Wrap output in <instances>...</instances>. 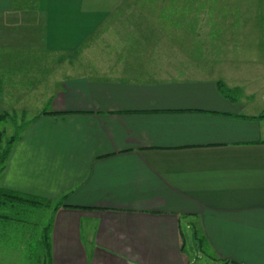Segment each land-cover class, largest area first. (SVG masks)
Segmentation results:
<instances>
[{"label": "crops", "instance_id": "crops-1", "mask_svg": "<svg viewBox=\"0 0 264 264\" xmlns=\"http://www.w3.org/2000/svg\"><path fill=\"white\" fill-rule=\"evenodd\" d=\"M262 113L264 0H0V188L60 203L51 264H264Z\"/></svg>", "mask_w": 264, "mask_h": 264}, {"label": "trees", "instance_id": "trees-1", "mask_svg": "<svg viewBox=\"0 0 264 264\" xmlns=\"http://www.w3.org/2000/svg\"><path fill=\"white\" fill-rule=\"evenodd\" d=\"M217 86L221 93L228 98L236 100L241 93L240 88L228 87L221 79L217 81ZM6 117V114L0 115V120ZM258 117H264V113ZM19 134L10 138L6 144V147L0 152V164L5 162L13 142L18 138ZM3 138V132L0 131V143ZM60 203H55L51 200L24 194L21 192L0 188V231L3 234L4 231L7 234L11 233V230H15L17 234H21L18 237V242L15 241L17 249H24L25 235L30 233L32 236V230L34 228V222L29 221L28 218L37 215L38 207H48L56 210L59 208ZM39 214V213H38ZM16 221V222H15ZM22 223V224H21ZM28 224V225H27ZM52 220L43 228L41 233V240L39 241L38 250L35 249L37 254L38 264H51V244H50V232H51ZM29 230V231H28ZM26 244V243H25ZM202 246V245H201ZM36 248V247H35ZM29 257V251L26 253Z\"/></svg>", "mask_w": 264, "mask_h": 264}, {"label": "rangeland", "instance_id": "rangeland-1", "mask_svg": "<svg viewBox=\"0 0 264 264\" xmlns=\"http://www.w3.org/2000/svg\"><path fill=\"white\" fill-rule=\"evenodd\" d=\"M63 69H59L58 72L61 73ZM161 70L154 71L156 74L159 73L158 76L163 77H173L176 72H190L193 70H175L170 71L169 73L165 74L160 72ZM200 72L203 71L205 73H209V75H217V73L225 74L226 72L229 73V70H199ZM231 73H236V71H239L241 73V70H230ZM248 71V70H247ZM255 73L257 70H253ZM54 77V75H52ZM159 78V77H158ZM255 82V79L252 80ZM44 105V102H43ZM22 123L20 115L16 116L14 119H8L5 123L0 122V129H3V138L1 141V147L0 152L6 147V144L10 138H13L14 136L19 134V130L21 129ZM38 213L37 215H33L30 218H28L29 221L34 222V228L30 229L32 230V236L29 237L31 234L27 233L25 235V243H24V249L18 250L16 247L15 241L18 242V236L21 234H17L16 232H13L15 230H11L10 234H7L5 231L2 234L0 231V264H38L37 263V254H35V249L38 250L39 247V241L41 240V233H43V228L49 223L50 220H52V208L48 207H38L37 208ZM2 221V219H0ZM16 222V221H15ZM1 223V222H0ZM22 224V223H21ZM28 225V224H27ZM184 230L187 234H190V229L187 227V223L184 224ZM29 231V230H28ZM36 247V248H35ZM29 251V257L26 256V253ZM17 256V257H16ZM16 257V258H15ZM13 258V259H12ZM15 260L14 262L12 260Z\"/></svg>", "mask_w": 264, "mask_h": 264}]
</instances>
